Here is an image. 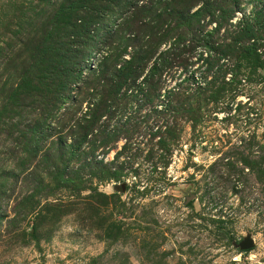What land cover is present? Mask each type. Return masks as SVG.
<instances>
[{
  "label": "rangeland",
  "instance_id": "1",
  "mask_svg": "<svg viewBox=\"0 0 264 264\" xmlns=\"http://www.w3.org/2000/svg\"><path fill=\"white\" fill-rule=\"evenodd\" d=\"M77 1L0 0V264H264V0H239L230 19L257 17V53L230 56L228 38L221 57L205 32L194 45L170 33L79 151L67 147L90 94L45 124L42 82L30 80L50 69L35 52L46 34L73 31ZM208 19L202 30L215 26ZM221 24L217 41L237 30ZM89 67L91 84L98 62Z\"/></svg>",
  "mask_w": 264,
  "mask_h": 264
},
{
  "label": "trees",
  "instance_id": "2",
  "mask_svg": "<svg viewBox=\"0 0 264 264\" xmlns=\"http://www.w3.org/2000/svg\"><path fill=\"white\" fill-rule=\"evenodd\" d=\"M215 2L217 4L214 6L207 0L206 2L205 0H78L72 3L77 22L73 31L65 32L63 40L54 37L53 34H50L49 38L47 33L43 42L35 49L38 62H42L38 69L42 71L46 61H49L50 67L42 77L34 73L30 75V80L39 84L42 82L43 92L41 96H38L43 100L41 102L42 122L49 123L58 116L62 118L66 111H72L75 107L79 108L84 100L79 96H81V90L85 89L84 92L92 97L90 99L92 103H89L86 111L75 121L77 136L72 146L67 147L71 150L75 147L76 151H79L85 143L87 144L88 137L96 132L102 119L111 118V105L124 100V95L120 94L121 90L125 89L124 94L131 91L142 70L166 42L170 33L176 35V32L180 31L179 38L177 37L179 45L185 41L193 44L192 41L196 40L198 34L203 37L202 33L205 32L201 42H204L205 46L213 43L216 47H220L218 55L220 52L221 57L227 56L221 47L227 45L228 38L232 39L231 45L234 46L229 49L235 48L229 52L230 56L246 59L257 53L256 42L260 39V33L263 32V29L258 27L257 17L243 15L235 24H232L230 19L238 10L239 0L231 1L234 6L231 10L222 9L220 0ZM198 4L200 7L190 13L191 9ZM69 5L58 7L55 16L65 18ZM229 6H231L230 3ZM216 12L218 13L215 15ZM163 15L169 18L175 17L171 19L174 22L173 28L166 30L161 28L160 31L154 25L158 22L157 18L160 19ZM205 17L209 18L208 21L215 23V26L208 31L202 30L201 26L204 25L202 21ZM110 18H115L111 22V28L110 25H106ZM221 23H227L228 28L232 26L237 30L231 33L227 30L228 34L217 41V35L221 32ZM69 38L73 40L71 45H69ZM144 38L147 39L146 43L142 42ZM207 39H210L211 43ZM130 48L132 53L128 52ZM97 54L101 57L96 58ZM127 55H129L128 58H125ZM159 57V62L153 64L149 70L152 72L150 80L153 84L154 81L156 84L159 80L155 74L161 72L167 61L163 54ZM93 59L98 62L99 74L90 84L86 83V77L87 74L94 75L96 68L89 67V63L95 61ZM40 63L32 66L33 72ZM36 92L38 91L35 90ZM17 95L19 93L14 97ZM61 110L63 112L60 116ZM44 135L48 137L42 125V136ZM114 136L115 139L118 137V135ZM110 174L106 173V176H112V178L118 176L117 172Z\"/></svg>",
  "mask_w": 264,
  "mask_h": 264
},
{
  "label": "water",
  "instance_id": "3",
  "mask_svg": "<svg viewBox=\"0 0 264 264\" xmlns=\"http://www.w3.org/2000/svg\"><path fill=\"white\" fill-rule=\"evenodd\" d=\"M253 246V243H252V239L250 238H246L244 239L241 244H240V248L242 250H248L250 249L251 247Z\"/></svg>",
  "mask_w": 264,
  "mask_h": 264
}]
</instances>
